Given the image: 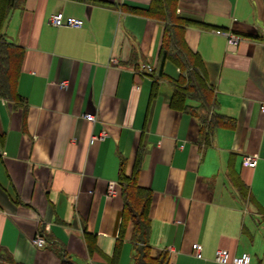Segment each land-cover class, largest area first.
<instances>
[{
    "label": "crops",
    "instance_id": "obj_1",
    "mask_svg": "<svg viewBox=\"0 0 264 264\" xmlns=\"http://www.w3.org/2000/svg\"><path fill=\"white\" fill-rule=\"evenodd\" d=\"M149 3L23 0L5 19V40L24 48L22 99L0 96V250L14 264H112L120 168L130 174L137 154L138 182L152 190V256L223 264L215 250L225 248L264 264V0H178L177 11L193 21L185 38L205 63L214 111L235 118L208 143L198 119L170 105L172 83L160 79L153 95L141 68L157 65L164 34L163 21L130 8ZM57 11L83 25L51 24ZM216 28L240 34L238 47ZM164 70L178 77L173 62ZM247 155L257 156L255 166L244 164ZM133 229L129 221L113 264H135ZM37 234L43 246L33 242Z\"/></svg>",
    "mask_w": 264,
    "mask_h": 264
},
{
    "label": "trees",
    "instance_id": "obj_2",
    "mask_svg": "<svg viewBox=\"0 0 264 264\" xmlns=\"http://www.w3.org/2000/svg\"><path fill=\"white\" fill-rule=\"evenodd\" d=\"M23 0H0V96L18 101L22 99L16 91L17 75L20 70L24 48L5 40L2 27L10 11L21 5ZM134 12L164 22V34L160 46L157 65L146 71L152 78V94L157 90L160 79H168L173 85L170 105L178 110L195 116L200 124L201 136L209 142L213 130L220 126H234L235 118L214 111L215 93L208 79L205 63L200 53L193 49L185 38V29L193 21L183 17L178 11V0H150L146 7H130ZM167 61L173 62L179 69L177 78H171L164 70ZM196 100L197 105L189 103ZM141 155L137 154L130 174L125 173L123 164L119 173V183L123 197L119 235L115 243V254L124 236L129 221L133 222L132 244L135 250V264H170L166 253L151 255L149 207L152 190L138 182ZM239 189L246 197V189L238 183ZM91 250H95L89 241ZM0 262L14 264L11 257L2 255ZM62 264H70L62 258Z\"/></svg>",
    "mask_w": 264,
    "mask_h": 264
},
{
    "label": "built area",
    "instance_id": "obj_3",
    "mask_svg": "<svg viewBox=\"0 0 264 264\" xmlns=\"http://www.w3.org/2000/svg\"><path fill=\"white\" fill-rule=\"evenodd\" d=\"M49 21L55 26L69 25L73 27H80L83 25V19L74 15H66L62 11L54 12L50 15ZM218 34H222L227 39V44L230 48L236 49L241 41L242 36L233 31L216 28L214 30ZM141 68L145 71L151 70L152 66L150 64H142ZM64 83V82H62ZM261 111H264V101H262L260 106ZM85 117L88 120H95L94 114H86ZM106 133L101 132L100 134H95L92 136L91 141L95 138H105ZM257 162L256 155H247L244 158V164L248 166H255ZM115 181H110L108 186V192L114 193ZM33 242L38 246H43L46 242L42 235L37 234L33 238ZM192 249L196 257H202V246L199 242H194L192 244ZM215 260L223 264H263L261 262H253L251 255L248 252H243L240 255H231L229 251L225 248H217L215 250Z\"/></svg>",
    "mask_w": 264,
    "mask_h": 264
}]
</instances>
